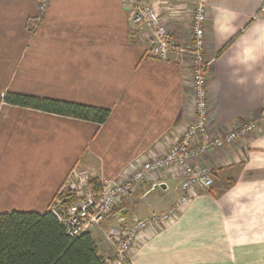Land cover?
Instances as JSON below:
<instances>
[{
	"label": "crops",
	"instance_id": "0c3cea01",
	"mask_svg": "<svg viewBox=\"0 0 264 264\" xmlns=\"http://www.w3.org/2000/svg\"><path fill=\"white\" fill-rule=\"evenodd\" d=\"M198 1L145 0L180 45ZM201 1L212 60L209 128L223 135L264 109L263 0ZM6 93L110 115L97 125L2 103L0 214H43L59 190L127 178L166 153L193 117L189 59L150 57L147 34L129 21L122 0H0V97ZM196 165L212 171V186L197 189L171 224L142 233L127 264H264V125ZM181 181L151 175L104 225L166 212L182 194ZM90 233L114 261L98 229Z\"/></svg>",
	"mask_w": 264,
	"mask_h": 264
},
{
	"label": "built area",
	"instance_id": "2783aa9c",
	"mask_svg": "<svg viewBox=\"0 0 264 264\" xmlns=\"http://www.w3.org/2000/svg\"><path fill=\"white\" fill-rule=\"evenodd\" d=\"M122 3L129 21L140 30H145L150 57L168 63L189 59L193 117L166 153L143 162L127 178L104 185L98 195L84 183L83 186L88 190L82 194L75 191L77 198L72 204L63 207L55 200L50 205L48 210L64 228L68 237H78L90 233L92 229L100 231L105 243L115 253V260L107 261V264H127L124 260L136 249L142 233L171 224L197 193V189H209L212 186V171L206 166L196 165L199 157L233 145L254 134L264 125L263 109L252 118L236 123L223 135H217L209 128L207 69L212 60L206 56L207 11L203 1L199 0L194 5L189 40L184 45L177 43L153 5L147 4L145 0H122ZM43 7L44 1L41 9ZM259 14L264 15V0ZM156 173H167L171 177L181 178L182 194L179 199L164 213L152 214L141 220L135 219L130 225L121 222L105 226L104 221L123 200Z\"/></svg>",
	"mask_w": 264,
	"mask_h": 264
},
{
	"label": "trees",
	"instance_id": "16d2710c",
	"mask_svg": "<svg viewBox=\"0 0 264 264\" xmlns=\"http://www.w3.org/2000/svg\"><path fill=\"white\" fill-rule=\"evenodd\" d=\"M2 103L97 125L104 124L110 115L104 108L15 93L0 97ZM87 186L95 195L103 187L95 179ZM55 200L66 207L76 201V195L59 190L51 204ZM0 264H107V261L99 253L91 233L68 237L48 210L43 214L17 211L0 214Z\"/></svg>",
	"mask_w": 264,
	"mask_h": 264
},
{
	"label": "rangeland",
	"instance_id": "374dc122",
	"mask_svg": "<svg viewBox=\"0 0 264 264\" xmlns=\"http://www.w3.org/2000/svg\"><path fill=\"white\" fill-rule=\"evenodd\" d=\"M86 183V182H84ZM83 181H80L76 184V186L74 187V185L71 186V190L69 188H62L63 190L62 191H68V192H71V193H74L75 194V191H79L82 193H85V190L87 191L88 188H85L83 185H84ZM88 187V186H87ZM77 198V197H76ZM51 204V203H50ZM50 207V206H49ZM95 230V229H94ZM99 231V230H98ZM100 232V231H99ZM110 259V258H109Z\"/></svg>",
	"mask_w": 264,
	"mask_h": 264
}]
</instances>
